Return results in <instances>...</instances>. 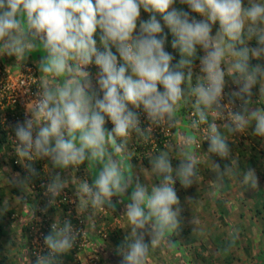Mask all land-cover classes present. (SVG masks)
<instances>
[{
    "label": "clouds",
    "instance_id": "1",
    "mask_svg": "<svg viewBox=\"0 0 264 264\" xmlns=\"http://www.w3.org/2000/svg\"><path fill=\"white\" fill-rule=\"evenodd\" d=\"M0 0V51L23 61L27 53L41 48L45 58L39 64L43 84L38 99L25 118L15 126L16 153L31 175H37L30 162L49 159L56 168H78L87 162L95 169L90 184L82 181L80 206L105 208L113 212L114 196L126 204L124 244L117 249L120 264H149L155 246L177 232L181 226V204L174 188V177L184 188L197 184V158L187 151L194 140L185 137L180 145V164L173 168L170 152L161 151L151 159V172L159 180L149 189L133 181L129 140L135 136L147 141L134 109L143 108L153 126L172 128L179 122L181 102L195 97V119L190 127L207 126L209 153L228 158V135L244 133L255 121L254 134L264 137V114L249 112L252 89L259 83L264 95V64L250 65L251 59L264 58V0ZM141 8L150 13L141 21ZM159 14L175 39L181 59L165 50L167 36L157 19ZM219 29L213 35V25ZM102 32L103 51L94 35ZM255 40L256 47H248ZM115 48L118 56L112 51ZM202 50L203 55H198ZM199 60L200 76L192 86L194 62ZM99 69L96 91L90 65ZM233 78L238 89L231 96L241 101L233 111L225 99V77ZM187 83V91L182 87ZM159 86H162V91ZM99 93H102V98ZM108 117L114 126L105 127ZM211 117V119H210ZM217 121H224L218 124ZM223 129V132L221 131ZM151 129H149V132ZM218 178L232 173L214 164ZM243 183L257 189L256 171L249 168ZM66 182L57 174L47 185L50 203L61 195ZM130 226V231L128 228ZM44 237L48 255L37 257L36 264H55V258L69 253L80 233L70 221L54 223ZM146 237L150 238L146 240ZM153 264L155 259L153 258Z\"/></svg>",
    "mask_w": 264,
    "mask_h": 264
},
{
    "label": "rangeland",
    "instance_id": "2",
    "mask_svg": "<svg viewBox=\"0 0 264 264\" xmlns=\"http://www.w3.org/2000/svg\"><path fill=\"white\" fill-rule=\"evenodd\" d=\"M243 3L247 6L248 0H243ZM202 19L203 17L200 16V20ZM218 29L219 27L217 25H213L212 34L215 35ZM260 61L263 62L264 58H261ZM199 67L200 66L198 65L196 68L198 77L201 75ZM95 68L96 70H99L96 66ZM225 81V98L235 105L237 111L242 110L241 101L231 96V93L238 89V85L233 83V78L229 76L225 77ZM182 87H184V85ZM184 88L185 91L188 90L187 83H185ZM258 91H260V88ZM226 99H224V103H226ZM187 100L190 102L189 97H187L185 101H182L181 107L177 113L179 117V122L176 125L177 133L171 137L174 143L170 144V147H177L180 152L181 150L177 142L185 139V136L187 135H185L186 131H190L191 138L194 140V142L190 144V147L191 152L195 154L198 161L197 167L199 179L197 184H193L189 190V202H191L189 208L190 218H193L197 223L196 224L193 221V224L189 225V236H194L193 238L190 237V239H195L198 243L205 240L203 244L204 248H196L193 250L192 254L196 258H198V252L202 256L204 255L207 258L205 262L206 264H264V243L261 233L262 228H264V224H262L263 221L261 220L264 218V214L262 216L256 215V208L254 205V196L257 192L261 190L264 191V182L258 178L259 184L257 189H252L250 186L243 183V174L246 172H241L240 174L237 173L238 166L240 165V162L242 163V159H240L236 152L232 155V166L229 167L232 171H237L235 175H232V172L231 174L224 176L222 179L213 178L212 173L215 172L214 164L216 163L210 160L207 161L206 158H208V155H203V153L199 152L201 141L204 139L201 135V131H199V129H192L190 127L191 123L188 121L189 117L193 118V112L191 111L188 114V117H185L182 113V108L188 106L186 105ZM248 107L249 112L256 110L261 114H264V111H262L254 102V95H252L251 103ZM139 115V119L142 121L148 119L145 113ZM108 122L111 121L108 120ZM220 122L224 123V121H219L218 124H220ZM181 128L186 130L185 133ZM254 128L255 121L249 124L244 133H238L235 135L236 141L248 145V141L243 140L242 137L247 136L251 132V129ZM162 130H164V135L169 134L168 127H163ZM258 148L264 151V138ZM7 162L9 165H12L9 162V159H7ZM21 169L24 171V167H21ZM147 169V171L151 172V168ZM31 183V181L27 183V188L30 190H32V188H30ZM223 185L225 187H223ZM11 187L17 188L13 182L8 183V180L4 181L3 178L0 177V195H2L0 198V222L4 223L7 228H10L6 241L2 243L0 257H7L6 262L9 264H34L33 255L31 254L33 232L28 217L21 215L25 204L20 203L19 200L21 197L17 198L18 195L11 194ZM180 189L186 190L182 185ZM19 191H21L24 196H26V192H28L25 189V186ZM34 206L36 207V205ZM39 206H41V204H39ZM223 206L226 209V213L224 212L222 214ZM200 207L203 209V212H200L199 214H196V212L192 213L193 208L199 210ZM9 209L14 210V214L10 219L6 217L7 210ZM207 216H209L208 220ZM203 217L205 219H203ZM199 218L201 221L198 220ZM54 222L58 223L59 221L57 220ZM24 228L27 229L25 230ZM99 230L103 232L105 231L103 229ZM92 234L94 237L93 239L96 240L95 242L99 244L100 242L97 237L98 234L95 229ZM119 240H121L120 237ZM218 240L223 246V249L220 251H217V248H215ZM225 241L231 242L232 247L230 249L224 247ZM196 246L198 247V245ZM230 257H233V260L230 261V263H227L226 258ZM195 261L198 262L199 260ZM199 264H201V262Z\"/></svg>",
    "mask_w": 264,
    "mask_h": 264
},
{
    "label": "crops",
    "instance_id": "3",
    "mask_svg": "<svg viewBox=\"0 0 264 264\" xmlns=\"http://www.w3.org/2000/svg\"><path fill=\"white\" fill-rule=\"evenodd\" d=\"M44 58H45V53L42 47L34 49L30 53H27L23 61H18L14 55L10 56L6 52L0 51V63L8 68L10 67L11 69L16 70L22 64L32 65L35 68L36 74L40 80L41 85L43 84V80H42L43 74H41L39 70V64L41 60ZM85 70L90 73L92 83L96 91L99 92L97 80H96L99 70H96L94 64L88 66V68H86ZM99 95L102 98V93H99ZM105 120H106L105 127L108 130H111L108 128L109 119L105 117ZM183 131L185 133L186 130ZM185 135H184L185 137H192L190 135V131L189 132L186 131ZM183 141L184 139H182V141L180 142H177L179 147ZM4 144L5 143L1 142V138H0V177H2L4 181L8 180V183L13 182L17 186L18 190L23 189L25 186V189L28 191L26 192V194L27 195L31 194L30 195L31 200L28 202V204H26L25 210H28L29 206L31 207L32 205H39L40 200L43 203L47 204L46 201H48V199L51 198L49 195L46 194L47 185L52 181V179L57 174H59L61 180L66 182L64 189L72 191L74 197L76 198L75 206L72 208L73 217H80L85 221L83 227L88 240H86L85 246L78 251L77 259L80 261L81 264H87V261L92 258L96 259L97 264L99 263L120 264L122 258L119 255H117L118 247L114 245L113 241L109 239L103 241L98 238V241L100 243L97 244L95 242L96 240L93 239L94 237L92 232L94 231V229L96 231L99 229H103L107 232L112 230H118V236L121 238L120 241L123 242L124 244V237L126 235V232L125 229L121 227V225L122 223H124L123 221L125 220V217L123 216L125 215L126 204L130 202L129 197L132 189L130 188L124 197L114 196L112 198L114 203L118 200L122 201L121 203H118L116 205V209L114 212L108 209L107 206L105 208H99V209L91 208V206H88L84 210L80 206L81 202L83 201V197L82 195L78 194L79 184L82 181H88L91 184L95 178V169L98 171L100 166L96 165L94 169L92 166L88 165L87 162H85L84 164L80 165L78 168H74L70 166L67 169H61L54 167L49 159L44 158L40 160L42 161L41 165L43 171V173L41 174V178L45 180L44 182L45 185H44V190L41 193V197L38 198L36 197V194H32V190L27 188L28 185L27 183L32 181V178H30V176L29 177L26 176L25 173L22 172V170L21 171L13 170L12 165L8 164L7 159H9V156L7 153V148H5ZM187 151L191 152L190 145L187 146ZM180 156H181V151H180ZM206 160L208 161L209 159L206 158ZM147 170L148 169L143 166H137V168H135L132 165L134 183L138 179L141 184L148 186L150 189L151 186H153L155 183L158 184L159 180L154 176L153 173ZM173 177L175 180L174 188L177 192L182 208L180 229H182L183 231L184 230L187 231V233L182 237H178L177 239L174 237V234H171L169 237V241L167 239L160 241L159 245L155 246L154 251L149 258V264H153V258L155 259V264H199L200 262L201 264H206L205 262L207 258L204 255L203 256L201 255L200 257L196 258L192 254L193 250L199 248V246H201L200 248H202L205 240L202 241L203 243L202 242L198 243L197 240L194 239L193 244L186 243V240L188 238L194 237L191 235L189 236L190 233L189 225H192L193 221L196 223V221L193 218H190V213H189V208L191 203L189 202V198H190L189 190L191 189V187L186 188V190L180 189L181 184L179 182V179L176 178L175 173H173ZM223 187L225 186L223 185ZM11 189H14V187H11ZM19 197L20 196H18L17 198ZM45 204L42 205L44 215L47 216L51 221L58 220L59 221L58 224L61 225V222L65 221L62 218L63 212L61 210L50 212L48 211V209L46 208L44 209ZM201 209H202L201 207L199 210L193 208L192 213L196 212V214H199L200 212H203V209L202 210ZM31 211L32 212L35 211V208H33ZM31 211L30 213L29 212L28 213L31 214L32 213ZM24 216H26V214ZM26 217H28L29 219L30 215ZM200 218L198 220L201 221ZM203 219L205 218L203 217ZM208 219L209 216H207V220ZM128 231H130V226L128 228ZM118 236L116 238L119 240ZM201 236H205V235H201ZM149 239L150 238L146 237V240ZM196 245H198V247ZM195 260H199L200 262L199 261L197 262Z\"/></svg>",
    "mask_w": 264,
    "mask_h": 264
},
{
    "label": "trees",
    "instance_id": "4",
    "mask_svg": "<svg viewBox=\"0 0 264 264\" xmlns=\"http://www.w3.org/2000/svg\"><path fill=\"white\" fill-rule=\"evenodd\" d=\"M175 6L177 8H183L185 11H188L191 16H194L197 20H200V16L198 14L192 13L191 10L187 8V6L179 4V0H177V3ZM150 15H151L150 13L144 12L143 8H141V16H140L141 21H147L149 19ZM156 15H157V19L160 21V23L163 27V33L162 34L167 36V40L165 43V50L172 54V56L174 57L172 64L175 65L181 59L180 54H179V50L172 48V42L175 39V37L172 35V33L170 32L168 27L166 25H164L162 17L159 14H156ZM215 25H217L219 27L218 22ZM101 36H102V32L98 28L96 34L94 35V39L97 42L98 49L103 51V46L101 44V39H100ZM248 47H256L255 40L249 41ZM112 51L118 56V53H116L115 48H113ZM203 54L204 53L202 50L198 51V55L202 56ZM118 59H119V56H118ZM256 64H264V61L261 62L260 60H257L254 58L250 60V65L254 66ZM198 65H199V60L197 59L194 62V67H193V76H192V82H191L193 87H195V85L198 82V80H197V78H198L197 69H196ZM184 87H185V85H184ZM159 88L161 91L163 90L162 86H159ZM259 88H260V84L258 83L252 89V92L254 95V102L261 108L262 111H264V95H262L261 92L258 91ZM189 99H190V102H189V100L186 101V105H188V106H185L182 108V113L185 117L186 116L188 117V114L192 111L193 115H194L193 117H195V105H194L195 97L190 96ZM129 108L132 111L136 112L138 117H140L139 114L144 113L142 107L140 109H134V108H132L131 105H129ZM16 111H17V115H19V109H17ZM188 119H189L188 121L191 123L192 118L189 117ZM210 119H211V117H210ZM109 121H110V119H109ZM218 122L219 121H217V123ZM108 123H109L108 128L112 129L114 126L112 125L111 122H108ZM220 124H222V123L220 122ZM140 127L142 130H144L149 135V139L147 141H145L142 139H138L135 136L130 138L129 146H128L129 155L132 156L130 159V163L135 168H137V166H143L145 168H152V165L150 162L151 159L155 156H158L161 151L168 150L170 152V154H172L169 157L171 165L174 169L177 168L180 164V160H179V158L181 157L180 152L178 151L177 147H174V146L170 147V144L174 143L171 137L173 135H175L177 127L175 126L172 128H168V132H169L168 135H164V130H162L163 127L153 126L148 119H146L144 121L140 120ZM149 129H151L150 132H149ZM254 130H255V128L251 129V132L247 136L242 137L243 140L248 141V143H249L248 145L243 144V142L236 141L235 136L228 135L225 132V136L228 139L227 143H228L229 148H230V155L226 159L221 158L217 154L208 152L209 141L207 139L201 141L199 152L203 153V154H207L208 159L210 161H214L216 164H218L220 166L221 170H224L226 167L229 168L232 166V161H233L232 155L234 154V152H236L237 155L240 157V159H242L241 160L242 163L238 166V170H237L238 172L237 171L236 172L240 174L241 172H247V170L249 168H253L256 171L257 177L261 181L264 182V151L258 148L260 146V144L263 142L264 137L256 136L254 134ZM221 131L223 132V129H221ZM5 134H6V131L3 129V126L0 123L1 142H4ZM13 160H14V158L9 157V162L12 164L13 170H18V171L21 170V167L14 165ZM237 161H238V159H237ZM30 163L36 169V171L38 173L37 175H29L30 178H32V181H34V183H36V185H38L36 188L32 189V194H36V197L39 198V197H41V193L44 190V186H41V182H40L43 180V178H41V174L43 173L42 165H41L42 161L40 159H38V160H34ZM236 172L233 171V174L235 175ZM23 173H25V172H23ZM212 175H213V178H215V179L218 178L216 169H215V172L212 173ZM222 178H220V179H222ZM39 179H41V180L39 181ZM63 191L70 193V194L71 193L73 194L72 191L67 190V189H64ZM11 194H15V195L20 196L21 198L19 197L20 198L19 201L21 204H25V207H26V204H28V202L31 200L30 199L31 194L24 196L23 193L21 191H19L18 189H16L15 187H14V189H11ZM1 196L2 195H0V198H1ZM59 198H60V196L57 197L53 201V203L49 202L51 199V198H49L48 201H46L47 204L43 203L40 200V204L41 205L45 204L44 209L46 208L50 212H55V211L61 210L63 212L62 218L64 220L70 221L71 224L73 225V223L76 221V218L73 217L72 209L69 210V207H71V206H69V204H67L66 201L57 205L56 201ZM254 205L256 208L255 214L262 216L264 214V191L263 190H261L255 194ZM25 207L23 208L21 215L24 216L26 214V216H29V215L31 216L32 214H36L34 211L33 212L31 211L33 208H35L34 205H32L31 207L29 206L28 210H25ZM68 210H69V212H68ZM30 211L32 212L31 214H29ZM224 212L226 213V209L223 206L222 214ZM13 214H14V210L9 209V210H7V216L6 217L10 219ZM261 220L263 221L262 224H264V218H262ZM29 221H30V226H31L32 221H31L30 217H29ZM82 221H83L82 228L84 229L83 226H84L85 221L83 219H82ZM62 223L63 222H61V225H62ZM24 229L26 230L27 228H24ZM9 231H10V228H7L4 223L0 222V249H1L2 243L6 241ZM51 231L52 230L46 231L45 236L50 234ZM96 233L98 234L97 237L100 240L105 241V240L109 239V240L113 241L114 245L118 248L121 245H123V242H121L120 240H118L116 238L118 236L117 235L118 230H112V231H108V232L107 231L103 232V231L97 230ZM186 233H187V231H185V230L183 231L182 229L179 228L177 230V232H175L173 234H174V237L177 239L178 237H182ZM261 233L263 236V243H264V228H262ZM85 235H86V233H85ZM85 237H86L85 239L88 240L87 236H85ZM186 243L187 244H193L194 239L188 238L186 240ZM85 244H86V242H85ZM199 247H201V246H199ZM222 247L223 246L221 245V242L218 240L217 246L215 245V248H217V251H220L223 249ZM224 247L226 249H230L232 247L231 242L225 241ZM202 248H203V246H202ZM80 249H82V248H80L78 245H74L73 249L69 253L61 255V256H57L55 258V264H81L80 261L77 259V253ZM48 254L49 253L46 251L41 253V255H48ZM200 256H201V254L198 252L197 257H200ZM6 260H7V257L1 256L0 257V264H9L6 262ZM36 260H37V256H33V263L34 264H36ZM232 260H233V257L226 258L227 263H230V261H232ZM99 264H101V263H99Z\"/></svg>",
    "mask_w": 264,
    "mask_h": 264
},
{
    "label": "built area",
    "instance_id": "5",
    "mask_svg": "<svg viewBox=\"0 0 264 264\" xmlns=\"http://www.w3.org/2000/svg\"><path fill=\"white\" fill-rule=\"evenodd\" d=\"M40 87H42V85L36 74L35 68L32 65L22 64L14 70L0 63V123L6 131L4 145L5 148H7L8 156L14 158L13 163L18 167H24V164L28 163V161L21 163L16 153V145L18 141L15 136V126L18 122H23L26 117L31 118L28 108H30L31 104L39 98L38 93L40 91ZM229 102L231 101L226 99L225 104H228ZM17 109H19L20 116L17 115ZM232 110L237 111L235 105H233ZM195 118L196 117H193L192 120ZM199 131H201V135L205 140V137L207 138V126L201 125ZM23 172H26L27 176L31 175L25 167ZM40 180L41 179H39V181ZM40 182L41 186L45 185L44 179ZM30 186L34 189L38 185L32 182ZM65 201L69 204V206H71L69 207V210L75 206L74 204L76 201L74 195L63 191L60 198L57 199L56 204L59 205ZM34 212L36 214H32L30 216L32 221L30 227L33 232L31 254L38 257L41 256V253L44 251L49 253V249L44 244V237L46 235V231L52 230L51 226L55 222L49 220V218L44 215L42 205H36ZM74 218H76V221L73 223V228L80 233L75 245L83 248L86 242V235L84 229L82 228L83 221L80 217ZM57 225L60 226L58 223ZM87 264H97V261L92 258L87 261Z\"/></svg>",
    "mask_w": 264,
    "mask_h": 264
}]
</instances>
